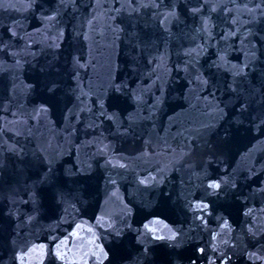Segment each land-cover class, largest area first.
I'll list each match as a JSON object with an SVG mask.
<instances>
[{"label":"water","instance_id":"water-1","mask_svg":"<svg viewBox=\"0 0 264 264\" xmlns=\"http://www.w3.org/2000/svg\"><path fill=\"white\" fill-rule=\"evenodd\" d=\"M0 264H264V0H0Z\"/></svg>","mask_w":264,"mask_h":264},{"label":"snow or ice","instance_id":"snow-or-ice-1","mask_svg":"<svg viewBox=\"0 0 264 264\" xmlns=\"http://www.w3.org/2000/svg\"><path fill=\"white\" fill-rule=\"evenodd\" d=\"M212 187H218V185H212Z\"/></svg>","mask_w":264,"mask_h":264}]
</instances>
